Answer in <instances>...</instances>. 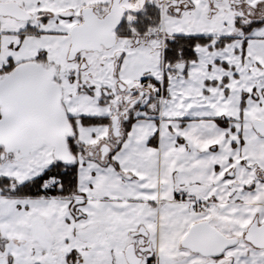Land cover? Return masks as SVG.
<instances>
[{
  "label": "snow or ice",
  "instance_id": "6c2138e0",
  "mask_svg": "<svg viewBox=\"0 0 264 264\" xmlns=\"http://www.w3.org/2000/svg\"><path fill=\"white\" fill-rule=\"evenodd\" d=\"M0 264H264V0H0Z\"/></svg>",
  "mask_w": 264,
  "mask_h": 264
}]
</instances>
